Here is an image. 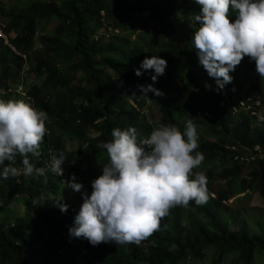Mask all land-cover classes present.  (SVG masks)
<instances>
[{
    "label": "clouds",
    "instance_id": "1",
    "mask_svg": "<svg viewBox=\"0 0 264 264\" xmlns=\"http://www.w3.org/2000/svg\"><path fill=\"white\" fill-rule=\"evenodd\" d=\"M23 1L27 0H20ZM133 1L132 6H144L150 1L158 5L164 0ZM174 1L190 7L163 11L146 28L153 35L157 31L165 33L174 48L173 61L160 51L149 53L152 47L144 37V30L131 34L132 39L145 44L144 51L133 54L132 61L119 70L111 67L108 73L97 75L95 83L102 89L98 101L76 98L63 130H57L65 135L61 136L67 147L57 151L47 142L52 138L49 115L55 123L57 119L18 100L19 97L8 100L0 85V194L16 202L8 194L20 189L24 197L22 204L0 201V206L16 209V218L28 213L26 202L34 205V212L41 219L26 229L33 230L35 236L27 248H31L39 262L45 254L40 239L52 227L61 229L75 249L59 246L49 249L57 250L62 257L71 256L84 262L90 244L135 243L134 246L140 247L142 240L159 229L160 221L171 208L187 207L190 201L202 205L217 200L209 197L207 174L198 172L193 176L194 169L205 159L198 151V136L203 129L183 116L177 117L178 123L166 124L165 99L194 89L205 102L226 105L237 116L251 115L253 128L264 125V0ZM5 2L6 10L0 16V50L7 47L3 56L16 58L6 66L8 71L18 72L19 85L13 88L16 93L27 99L29 91H24V81L38 87H55L67 77L72 64L87 66L81 56L48 66L49 55L54 53L46 52L41 40L44 35H51L56 23L39 19L28 39L33 38L32 56L39 55L43 62L37 65L40 71L28 70L29 53L13 42L22 28L6 29L13 18V6H9L10 1ZM101 13L107 16V11ZM109 28L106 19L99 24L90 20L86 22L85 33L90 40L105 43L112 38ZM37 42L41 49L35 47ZM245 56L252 61L242 62ZM189 57L195 62L192 67L187 65ZM225 86L227 94L220 99L216 88L222 91ZM104 88L117 96L106 101ZM124 96L128 102H122ZM154 106L159 109V118L149 115ZM128 108L129 114L141 117L142 125L129 123L124 114ZM205 117L213 118L209 111ZM98 143L103 155L97 154ZM255 151L260 152V148ZM255 158L252 154L242 155L240 160L250 163ZM49 171L54 176L44 181V186L36 187L33 195L24 192L22 178L44 176ZM62 219H65L63 226ZM37 225L42 228L38 230ZM186 240L187 235L176 239L173 251L179 243L186 244ZM213 249L211 246L204 249L201 258H188L186 264L204 259L207 251ZM213 253L216 255V251Z\"/></svg>",
    "mask_w": 264,
    "mask_h": 264
},
{
    "label": "trees",
    "instance_id": "2",
    "mask_svg": "<svg viewBox=\"0 0 264 264\" xmlns=\"http://www.w3.org/2000/svg\"><path fill=\"white\" fill-rule=\"evenodd\" d=\"M40 2L17 0L12 4L13 18L6 26L7 30L11 27L22 28V32L13 39V42L29 53L28 70L40 71L41 68H37V65L43 62L39 55L32 56L33 38L28 39L31 33H34V24L39 19L56 23L51 35L46 34L41 40L44 50L54 53L53 56L49 55L48 66H55L70 58L75 60V56H81L88 67L72 64L67 77L55 87H38L30 81H24L22 84L24 91H29L26 99L13 89L19 85L16 80L18 72L8 71L6 66L16 58L4 57L3 54L8 51L5 47L0 50V85L4 88V96L8 100H17L19 97L18 100H24L57 119L55 123L49 115L52 138L47 142L58 151L67 146L61 136L64 134L57 130H63L67 114L71 111L76 98H94L98 101L102 89L95 83L98 80L97 75L108 73L111 67L119 70L128 61H132L133 54L144 51L145 44L141 40L132 39L131 34L144 30V37L152 47L149 53L160 51L165 58L173 61L174 48L166 40L165 33L157 31L153 35L146 28L161 15V12L183 10L190 5L176 4L174 0H164L158 5L150 1L144 6L140 4L132 6L133 0H52L39 4ZM5 10L6 2L0 0V16ZM101 10L107 11V16H103ZM104 19L108 21L111 28L109 29L112 31L111 40L105 43L90 40L85 33L86 22L94 20L99 24ZM158 34H161V37H158ZM151 36L153 38H150ZM241 61L250 63L252 60L245 56ZM194 64L191 57L187 58V65L192 67ZM179 68L181 71V65ZM104 90L106 101L117 96L114 91H106L105 88ZM193 90L185 95L179 93L174 99L164 100V122L175 124L178 123L177 117L180 116L181 119L183 116L184 120H192L198 128L203 129L202 135L198 136V151L204 154L205 159L199 168L207 174L209 183L206 186L208 192L217 194L216 201L208 200L202 205L190 201L187 207L171 208L168 215L160 221L159 229L142 240L140 247L134 246L135 243L102 242L98 246L90 244L85 252L84 262L71 256L62 257L57 250L49 249L55 246L75 249L74 244L65 239L62 230L56 227L50 228L47 235L40 239L45 254L39 262L31 248H27L35 236L33 230L26 229L41 219L34 212V205L26 202L28 213L16 218L14 217L16 209L0 206V264H186L188 258L193 260L201 258L199 256L204 255V249L210 246L216 249L214 264H221L223 260L232 256L235 264H256L259 261L258 255H264V229L261 228L257 234H250L246 226L242 225L239 230L232 231L230 229L232 223H228L219 208L236 195H240L241 190L259 193L264 198V125L253 128L251 115L237 116L226 105L220 107L218 104L205 102V99ZM227 90L226 86L222 91L216 88L217 96L223 99ZM232 94L229 93V96ZM122 102H128L126 96ZM129 111L130 108L124 113L129 123L142 125L139 120L141 117L129 114ZM207 111L212 114L211 120H206ZM212 138H217L218 141L216 143L210 141ZM100 145L101 143L96 144L97 154L103 155ZM256 147L260 148V152L255 151ZM251 154L256 157L254 161L247 163L240 160L242 155ZM53 176L49 171L44 176L22 178L24 192L33 195L36 187L44 186V181ZM217 179L225 181L226 188L223 186L217 188L215 183ZM21 194L23 193L20 189L15 194H8L16 202L9 201L5 195L0 194V201L4 204L9 202L22 204L24 197ZM64 222L65 219H62L60 224L63 226ZM36 228L39 230L42 226L37 225ZM67 233L69 235V231ZM185 235L188 238L187 243H179L173 251L175 240ZM69 237L74 241L76 239L70 235Z\"/></svg>",
    "mask_w": 264,
    "mask_h": 264
},
{
    "label": "rangeland",
    "instance_id": "3",
    "mask_svg": "<svg viewBox=\"0 0 264 264\" xmlns=\"http://www.w3.org/2000/svg\"><path fill=\"white\" fill-rule=\"evenodd\" d=\"M8 1H10L8 2L9 6H12L11 4L13 0ZM35 47H39L40 49L42 48L39 42L35 44ZM149 115H152L153 117L157 116V118H159L160 112L158 107L154 106L152 112H150ZM210 141L216 143L218 140L217 138H212ZM198 172H203L206 175L205 171L199 168L193 172V176ZM208 183L209 179L207 178V184ZM215 183L217 188L222 186L226 188V182L221 179H217ZM241 191L242 192L240 195L233 197V199L228 201V203H225L223 206H221L219 210L225 219L228 220V223H232V226L230 227L232 231H237L242 227V225H244L250 234H257L261 231V228L264 229V199L260 197L259 194L251 193L248 190ZM210 196L213 197V199H216L217 197L216 194H211ZM215 250L216 249H213L214 252ZM213 251H207V255L204 256V259H200L194 264H214ZM233 259L234 256L229 257L228 259L223 260L221 264H235ZM258 259L259 261L256 262V264H264V255H258Z\"/></svg>",
    "mask_w": 264,
    "mask_h": 264
}]
</instances>
